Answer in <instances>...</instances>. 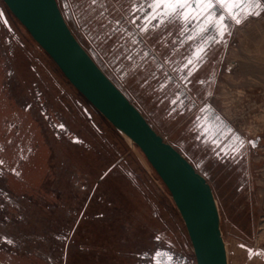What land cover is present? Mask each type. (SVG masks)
<instances>
[{"label":"rangeland","instance_id":"obj_1","mask_svg":"<svg viewBox=\"0 0 264 264\" xmlns=\"http://www.w3.org/2000/svg\"><path fill=\"white\" fill-rule=\"evenodd\" d=\"M56 1L62 12L69 6L77 14L89 2ZM113 1L121 0H107V6ZM0 5L16 36L11 55L7 46L0 49L1 158L13 157L9 139L30 149L20 165L23 181H0L12 198L0 210V234L13 244H1L0 264H145L144 256L152 264L158 250L196 264L169 192L140 150L71 86L1 0ZM80 16L66 20L79 44L88 54L94 50L104 73L211 187L228 264H264V14L232 26L218 49L208 93L220 117L257 142L236 160L202 145L191 121L161 103L142 74L120 67L111 44L97 34L90 38L89 17ZM6 33L0 28L1 41ZM60 124L67 134L57 137L54 125Z\"/></svg>","mask_w":264,"mask_h":264},{"label":"flooded vegetation","instance_id":"obj_2","mask_svg":"<svg viewBox=\"0 0 264 264\" xmlns=\"http://www.w3.org/2000/svg\"><path fill=\"white\" fill-rule=\"evenodd\" d=\"M107 3V0H100L95 6H91L89 0L87 6L78 10L79 14L74 9L70 11L69 6L67 8L62 6L63 12L58 7L65 21L69 20L70 16L76 21L81 18L80 15L89 17V30L88 28L86 30L90 38L93 34H97L100 40L103 39V44H111L110 48L112 52L116 53V59L121 58L118 61L121 63L120 67L126 66L132 73L142 74L144 82L151 87V91L158 93L161 103H167L172 113L177 112L178 115L185 116L187 120L191 121L192 128L197 133V139L202 145H206L214 155L224 159L236 160L242 158L246 147H255L253 144L256 145L257 142L245 140L244 137L236 133L220 117L208 100L211 96L208 93L213 82L218 49L224 45L229 34H226L221 40V37L217 35V30L202 33L200 27H197L195 23L185 26L180 20L157 25L156 20L145 19L150 9L143 0H140V4L135 6L133 0L113 1L110 2V6H107L109 4ZM221 11V8L216 9L217 14ZM225 15L227 14L225 13ZM230 23L232 26L235 24L231 21ZM232 26L230 29H225V32H230ZM145 27L147 31L144 30ZM201 27H206V25ZM0 28L7 32L3 42L0 37V49L4 45L7 46L11 55V40L12 37L16 38V36L13 34L1 5ZM1 53L4 54L5 52L2 51ZM89 56L103 71V65L97 63V56L93 49L90 50ZM196 56L201 57L198 62L195 59ZM189 58H193L191 65L188 64ZM9 63L10 61L6 60L4 65ZM4 70L10 79L11 71L9 68ZM145 72L147 74H144ZM189 72H191L190 76ZM110 80L112 81V79ZM112 82L116 85L114 81ZM20 99L15 98V101L21 104L24 100L23 98ZM35 100H39L38 92H35ZM173 100L177 102L173 104ZM30 107V105H26L25 110H29ZM42 112H44L43 109ZM54 126L57 130L55 132L57 137H59L60 132L67 134L65 126L61 124ZM72 141L79 142L75 138ZM8 144L11 145L13 157H10L9 160L3 158L4 164L0 165V181H5L13 176L15 180L22 182L20 165L24 160H27L30 149L28 150V145L26 146L27 149H24L20 139L15 142L13 139H9ZM2 149L3 147L0 145V159H2ZM0 196V210H2L6 204L12 202V198L6 189H0ZM7 219L5 217V220ZM3 243L13 245L11 240L0 234V248ZM158 251L161 255L155 256L154 251L151 256L152 264H157L158 261H162V264H186L181 260H174L165 250ZM148 257H143L145 264H149Z\"/></svg>","mask_w":264,"mask_h":264},{"label":"water","instance_id":"obj_3","mask_svg":"<svg viewBox=\"0 0 264 264\" xmlns=\"http://www.w3.org/2000/svg\"><path fill=\"white\" fill-rule=\"evenodd\" d=\"M71 86L159 177L185 226L196 264H228L217 205L206 179L167 143L70 31L56 0H1Z\"/></svg>","mask_w":264,"mask_h":264},{"label":"snow or ice","instance_id":"obj_4","mask_svg":"<svg viewBox=\"0 0 264 264\" xmlns=\"http://www.w3.org/2000/svg\"><path fill=\"white\" fill-rule=\"evenodd\" d=\"M99 2L100 0H90V5L95 6ZM143 2L150 9L145 17L146 20H156L157 25H164L176 20L183 21L185 26L195 23L197 27H200L202 33L217 30V35L221 37V40L226 34H230V32H225V29H230L232 26L230 21L240 25L250 17L258 18L264 14V0H143ZM133 3L134 6L139 5L140 0H133ZM217 8L222 9L219 14L216 12ZM202 25H206V27H201ZM144 30L147 31V28L145 27ZM213 39L215 40V37ZM195 59L198 62L201 57L196 56ZM192 63L193 58H189L188 64ZM190 75L191 72H189ZM176 102V100L172 101L173 104ZM253 146L255 145L253 144ZM3 164L4 160L0 159V165ZM156 239L160 238L156 237ZM160 255L159 251L155 252V256L159 257ZM157 264H162V261H158Z\"/></svg>","mask_w":264,"mask_h":264},{"label":"bare ground","instance_id":"obj_5","mask_svg":"<svg viewBox=\"0 0 264 264\" xmlns=\"http://www.w3.org/2000/svg\"><path fill=\"white\" fill-rule=\"evenodd\" d=\"M128 141V140H127Z\"/></svg>","mask_w":264,"mask_h":264}]
</instances>
